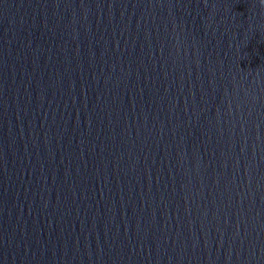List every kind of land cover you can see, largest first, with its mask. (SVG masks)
<instances>
[{"label": "water", "instance_id": "1", "mask_svg": "<svg viewBox=\"0 0 264 264\" xmlns=\"http://www.w3.org/2000/svg\"><path fill=\"white\" fill-rule=\"evenodd\" d=\"M0 264H264V0H0Z\"/></svg>", "mask_w": 264, "mask_h": 264}]
</instances>
